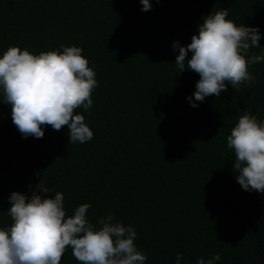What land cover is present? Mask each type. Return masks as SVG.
Masks as SVG:
<instances>
[{"label":"trees","instance_id":"16d2710c","mask_svg":"<svg viewBox=\"0 0 264 264\" xmlns=\"http://www.w3.org/2000/svg\"><path fill=\"white\" fill-rule=\"evenodd\" d=\"M150 3L142 11L140 0H0V57L10 46L34 55L81 47L98 84L91 109L75 110L93 131L83 144L70 143L67 126L24 138L0 103V228L12 223L11 193L30 196L42 181L64 194L66 216L88 203L93 224L113 214L133 226L145 264H176L178 253L180 264L216 253V264H264V194L237 182L227 147L246 111L264 121V62L248 68L254 85L199 102L200 77L187 66L180 73L172 48L221 8L237 26L258 27L264 47V0ZM61 264H80L70 247Z\"/></svg>","mask_w":264,"mask_h":264},{"label":"clouds","instance_id":"9594fccd","mask_svg":"<svg viewBox=\"0 0 264 264\" xmlns=\"http://www.w3.org/2000/svg\"><path fill=\"white\" fill-rule=\"evenodd\" d=\"M161 0H156L160 3ZM142 11L151 9L150 0H140ZM228 9L221 8L202 17L197 34L182 46L175 64L180 73L187 69L199 80L193 96L203 102L208 96L219 97L228 85L239 90L242 84L257 83L249 66L264 62V47L259 41L258 27L237 26L227 19ZM32 54L27 48L10 46L0 57V103L11 106L13 124L22 137L44 136L43 126L59 131L68 128L70 143L93 139V131L82 114L93 105L92 91L98 86L94 66L77 46ZM260 48V54L251 53ZM191 53V57H189ZM192 107H198L188 97ZM227 147L234 152L233 171L245 191L264 194V121L246 111L227 136ZM39 175V173H37ZM31 195L12 192L7 210L12 223L0 228V264H61L66 249L80 264H145L147 255L137 249V233L133 226L114 221V215L101 217L93 224L86 217L90 204L84 203L66 216L64 194L54 192L40 181ZM178 253L176 264H180ZM219 253L196 264H216Z\"/></svg>","mask_w":264,"mask_h":264}]
</instances>
